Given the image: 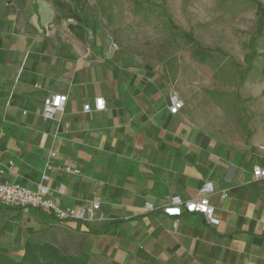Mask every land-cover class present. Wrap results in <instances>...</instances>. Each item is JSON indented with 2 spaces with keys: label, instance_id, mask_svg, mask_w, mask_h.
<instances>
[{
  "label": "crops",
  "instance_id": "obj_1",
  "mask_svg": "<svg viewBox=\"0 0 264 264\" xmlns=\"http://www.w3.org/2000/svg\"><path fill=\"white\" fill-rule=\"evenodd\" d=\"M66 20L50 0H0L2 179L37 189L53 148L51 196L63 208L98 200L99 215L60 221L20 208L5 228L15 240L41 228V239L66 249L77 239L91 263L100 255L112 264H264V178L252 174L264 135L230 142L182 109L172 114L166 85L122 66ZM58 93L68 96L65 109L45 120L43 100ZM99 96L104 110L95 107ZM66 164L80 172L58 169ZM206 180L215 185L209 200L219 225L199 212L164 214L171 197L195 198Z\"/></svg>",
  "mask_w": 264,
  "mask_h": 264
},
{
  "label": "rangeland",
  "instance_id": "obj_2",
  "mask_svg": "<svg viewBox=\"0 0 264 264\" xmlns=\"http://www.w3.org/2000/svg\"><path fill=\"white\" fill-rule=\"evenodd\" d=\"M50 1L78 34L120 56L122 66L166 85L202 129L230 142L264 135V27L258 28L256 0ZM0 209V254L20 260L27 240L43 239L82 254L77 239L66 249L41 239V228L15 240L14 229L5 228L15 208ZM96 259L90 264H112Z\"/></svg>",
  "mask_w": 264,
  "mask_h": 264
},
{
  "label": "built area",
  "instance_id": "obj_3",
  "mask_svg": "<svg viewBox=\"0 0 264 264\" xmlns=\"http://www.w3.org/2000/svg\"><path fill=\"white\" fill-rule=\"evenodd\" d=\"M67 98L68 96L66 94L60 93L47 95L42 104L43 118L45 120L55 119L59 113L64 111ZM183 106V100L176 94H172L170 104L168 105L169 111L172 114H177ZM95 107L98 110L106 109L107 105L103 97L99 96L95 98ZM83 109L89 112L91 111V105L86 103ZM258 148L263 153V156L262 161L253 166L252 174L254 180L264 178V144H260ZM55 156L56 151L51 148L45 160V171L42 174V181L35 190L16 181L3 180L2 177L5 173V169L0 160V204L27 209H38L51 214L60 221L78 220L86 223L97 219L100 208V202L98 200L63 208L58 201L51 196L52 190L46 182L49 180L48 170L53 168L52 158ZM58 169L66 173L80 172L79 168L73 164L60 165ZM214 191V182L206 180L197 197L184 201L180 196H173L170 201L163 206L162 210L164 214L173 218L181 216L184 212H199L204 215L209 225L217 226L221 222V217L217 214L216 207L209 200V195ZM221 196H227V192L222 191ZM144 208L146 211H150L154 209V206L152 203L146 202ZM177 227L178 221L174 219L173 228L176 229Z\"/></svg>",
  "mask_w": 264,
  "mask_h": 264
},
{
  "label": "trees",
  "instance_id": "obj_4",
  "mask_svg": "<svg viewBox=\"0 0 264 264\" xmlns=\"http://www.w3.org/2000/svg\"><path fill=\"white\" fill-rule=\"evenodd\" d=\"M256 2L259 15L257 23L261 30L264 27V6L261 1L256 0ZM208 50L214 49L208 48ZM205 51V48L202 49V52ZM8 208L20 209L21 207L8 206ZM90 262V255L85 253L79 255L66 254L58 246L48 241L27 240L24 254L20 260L0 254V264H90Z\"/></svg>",
  "mask_w": 264,
  "mask_h": 264
}]
</instances>
